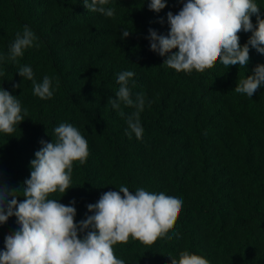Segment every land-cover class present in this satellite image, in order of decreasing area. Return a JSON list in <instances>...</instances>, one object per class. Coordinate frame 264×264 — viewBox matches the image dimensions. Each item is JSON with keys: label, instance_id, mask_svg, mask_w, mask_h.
<instances>
[{"label": "trees", "instance_id": "obj_1", "mask_svg": "<svg viewBox=\"0 0 264 264\" xmlns=\"http://www.w3.org/2000/svg\"><path fill=\"white\" fill-rule=\"evenodd\" d=\"M166 2L155 12L148 0H109L105 7L114 15L106 17L87 10L83 0H0V89L16 96L22 115L27 109L13 134L0 133V186L18 188L22 200L40 142H55L54 129L69 123L88 141L89 155L73 163L70 189L48 198L64 205L74 200L75 222L93 214L88 204L122 185L133 194L143 188L183 202L165 237L151 246L131 238L118 243V259L171 264L169 256L188 251L209 264H264V84L252 97L234 90L264 64V54L250 47L245 67L218 60L203 73L167 67V56L150 50L149 29L167 35V13L177 14L186 0ZM254 2L264 19V0ZM251 20L255 25L256 16ZM25 26L37 40L13 61L10 46ZM124 29L131 31L126 38ZM238 35L243 46L251 33ZM23 66L37 82L52 79L51 98L34 95L32 82L18 74ZM124 71L134 73L132 98L145 97L141 139L125 134L126 117L136 109L108 103ZM16 221L11 216L0 224V251L19 229Z\"/></svg>", "mask_w": 264, "mask_h": 264}, {"label": "clouds", "instance_id": "obj_2", "mask_svg": "<svg viewBox=\"0 0 264 264\" xmlns=\"http://www.w3.org/2000/svg\"><path fill=\"white\" fill-rule=\"evenodd\" d=\"M108 3L109 0H83L87 10L112 17L114 9L106 8ZM166 6V0H148L152 11L160 12ZM253 15L255 25L251 20ZM167 21L170 28L167 35L149 29L147 38L150 50L167 56L163 64L177 72L203 73L218 60L225 67H245L250 59V47L264 54V19L254 0H186L177 14L167 13ZM240 32L251 33L243 46L239 42ZM130 33L124 29L122 36L126 38ZM36 40L34 32L25 26L22 33L17 32L9 58L16 61ZM173 49L178 51L173 53ZM18 74L32 82L34 95L40 99L52 97L49 76L37 82L29 66L21 67ZM133 76L132 71L118 74L119 88L108 103L113 109H120L121 103L136 109L126 117L125 134L131 138L134 133L141 139L140 112L145 97L138 94L135 100L132 98L128 82ZM262 84L264 64L257 65L254 74L240 80L234 90L252 97ZM14 87L19 88L20 84ZM23 113L16 96L0 89V133L13 134L27 115V109ZM120 115L125 113L120 111ZM54 132L56 141L42 140V147L30 161L32 170L30 178L23 182V199L15 195L18 188L6 190L0 186V224L15 216L19 225L17 231L5 237L0 264H125L115 256L114 245L127 243L131 238L151 246L174 228L182 209L181 199L143 188L133 194L123 185L118 191L105 192L95 204H88V212L93 214L75 222L74 200L64 205L48 197L57 191L65 194L70 189L73 163L86 161L88 141L69 123H61ZM169 258L171 264H209L207 259L188 251H182L178 259Z\"/></svg>", "mask_w": 264, "mask_h": 264}]
</instances>
